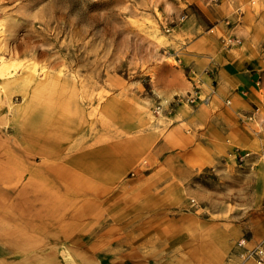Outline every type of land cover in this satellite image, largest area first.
Returning <instances> with one entry per match:
<instances>
[{
  "label": "rangeland",
  "instance_id": "rangeland-1",
  "mask_svg": "<svg viewBox=\"0 0 264 264\" xmlns=\"http://www.w3.org/2000/svg\"><path fill=\"white\" fill-rule=\"evenodd\" d=\"M248 45L264 59V0H0V213L11 216L0 218V264H132V249L152 248L132 224L183 211L215 222L209 251L192 224L153 243L152 264H206L207 252L213 264H258L245 252L264 242L224 241L222 221L239 204L260 210L259 164L239 177L203 169L199 192L170 211L141 209L152 199L132 185L150 170L149 154L134 155L150 129L211 102L206 60ZM255 105L261 147L236 154L264 160V92Z\"/></svg>",
  "mask_w": 264,
  "mask_h": 264
},
{
  "label": "crops",
  "instance_id": "crops-1",
  "mask_svg": "<svg viewBox=\"0 0 264 264\" xmlns=\"http://www.w3.org/2000/svg\"><path fill=\"white\" fill-rule=\"evenodd\" d=\"M248 47L235 51V56H232L233 52L230 50H225L217 57L212 55L213 59H207L205 66L213 68L210 84L215 81V92L208 97L211 102L197 107H178L176 112L165 120L161 130L156 132L157 130L150 129L147 136L149 141L147 144L144 142L142 151H135L134 155L149 154L150 170L134 177L132 182L133 188L139 191L134 192L135 194H148L152 199L148 204H142L141 209L170 211L176 210L178 206L183 207L185 196L197 194L201 189L196 178L206 168L223 172L225 168L235 167V171L223 173V176L232 174L239 177L244 167L254 168L259 164L262 170L251 171L249 175L254 179H264V160L255 156L239 159L236 154L239 148L254 151L261 147V134L255 129L256 120L248 117L252 115V107L262 100L264 72H259L257 65L264 59L251 54L253 48L250 45ZM257 81L262 85H257ZM145 137L144 134V140ZM5 163H0V179L6 178ZM262 191L264 182H259L254 194L259 195L260 210L255 208L251 211L248 206L243 207L238 203L235 208L223 212V216L229 217L227 221H222L224 241L232 242L244 237L249 245L264 242ZM137 205L139 208L140 203ZM5 210L3 208L0 218H11ZM192 224H200L206 229L201 232V236L209 251L208 243L213 235L214 221L201 219L195 213L185 211L178 215L159 213L148 218L142 217L138 224L132 226L142 229V242L147 243L144 247L152 248L143 250L141 255L132 249V259H142L135 263L133 260L132 264H152L154 258L160 256L152 244H158L164 237L165 242L174 244L187 237ZM1 226L3 228L4 225H0V230ZM137 233L139 234L137 231L135 237L138 236ZM134 235H131L132 242ZM128 237L130 238L129 231ZM127 256L130 257V252ZM212 256L206 253V264H213L208 261ZM233 263L235 264V260Z\"/></svg>",
  "mask_w": 264,
  "mask_h": 264
},
{
  "label": "built area",
  "instance_id": "built-area-1",
  "mask_svg": "<svg viewBox=\"0 0 264 264\" xmlns=\"http://www.w3.org/2000/svg\"><path fill=\"white\" fill-rule=\"evenodd\" d=\"M190 100L193 101L194 99L190 97ZM264 107V105H262ZM260 107L258 105H255L252 108V115L249 116L248 118H254L256 119L257 117L255 115H258ZM251 155L249 151H244L241 154H239V159H242L243 157H248ZM194 204V200L191 199V205ZM246 257H251L253 258L258 264H264V247L256 245L251 248H247L245 252Z\"/></svg>",
  "mask_w": 264,
  "mask_h": 264
}]
</instances>
